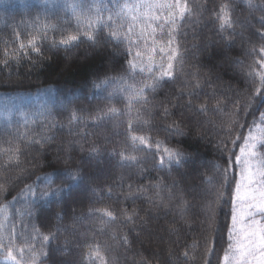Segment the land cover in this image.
<instances>
[{"label": "trees", "instance_id": "1", "mask_svg": "<svg viewBox=\"0 0 264 264\" xmlns=\"http://www.w3.org/2000/svg\"><path fill=\"white\" fill-rule=\"evenodd\" d=\"M68 2L71 0H0V50L7 47L11 52L17 47L12 42L13 29L20 32L25 41L30 35H35L31 21L37 15L44 21L45 13L48 22L58 24L57 39L62 34H77L75 20L63 8ZM76 2L91 4L93 0ZM124 2L104 0L109 7ZM127 2L138 3L140 0ZM221 2L190 0L194 8L200 5L194 13L199 23H194L193 18L187 19L181 28V32L187 35L177 36L182 48L181 59L175 64L174 77L163 82L155 92H147L146 104L133 105V114L140 110L141 119L150 121L153 137L164 138L166 125L173 121L181 123L185 134L170 136L169 142L194 157V162L170 171L154 167L151 154L145 151L134 153L147 157L137 166L122 164L118 156L111 154L113 149L120 150L125 139L124 128L130 118L126 113L127 104L119 94L106 99L109 92L121 86L118 81L100 88H94L93 81L97 76H120L127 69L126 61L132 57L125 55L127 44L107 39V28L97 30L98 44L93 45L84 39L78 46L68 48L50 47L53 34L49 32V41L41 46V56H21L18 62L10 59L7 67L3 66L5 57L0 51V147H10L4 141L12 139L11 147L22 149L20 168L28 170L25 173L27 178L17 181L15 178L19 169L15 166L6 170L0 168V183L7 180L10 188L9 195L0 193V206H7L5 212L0 214V220L4 221L6 228L15 229L18 244L23 243L22 237L35 235L34 229L42 234L55 232L58 226L64 229L58 233L56 240L43 245L48 256L41 258L40 264L78 261L82 249L77 245H82L85 237H95L101 244L110 245L108 255L118 257V264H141L142 260H147L148 264H205L206 259L209 264H221L227 246V227L231 223V198L234 194L231 177L239 169L230 168L228 186L221 187L223 180L214 165H227L217 142L222 137L226 138L227 148L238 153L242 141H238L233 148L231 139L237 135H247V125L259 116V111H264V102L259 98L251 110L241 108L238 114L235 111L241 105H246L252 93L251 80L245 73L256 67L253 64L256 57L249 55L247 49L259 48L264 44V41L252 36L255 30L264 28L254 19L264 16V11L255 9L250 12L244 0H228L234 7L233 19L236 21L235 33H224V36L231 38L230 44L217 31L216 22L212 19L213 10ZM253 2L261 4L264 0ZM204 5H207L206 9ZM102 15L107 16L108 13ZM250 19L249 24L247 21ZM135 31L138 33L139 27ZM150 31L146 30L139 44L132 46V51H141L145 62L149 55L159 62L161 54L158 51L153 53L151 49L164 46L169 37L166 29L163 33L158 30L154 36L149 35ZM212 39L216 41L206 45ZM4 40L8 41L7 45L3 43ZM71 53H74L71 61L65 62L63 56ZM231 60H234L237 71L229 63ZM238 60L243 63H236ZM134 75L136 80H141L146 73L137 71ZM186 81L189 83L186 84ZM196 83L199 84L198 88L195 87ZM181 91H195L199 98L193 97L194 103L207 101L210 110L198 114L187 108L185 102L189 97L181 96ZM217 102L220 111L211 110ZM106 106L125 110V114L93 122L91 117L96 115L97 109ZM165 108L168 109L166 116ZM257 108L259 111H256ZM74 109L79 110L78 114L83 117L79 123H69V114ZM231 120H238L245 127H237L228 133L226 129L231 126ZM208 121L214 122L215 126ZM148 131L145 125L140 134ZM252 131L254 135L258 134L255 128ZM17 133H27L29 138L37 139L47 135L51 139L30 144L23 137L17 138ZM93 147L98 149V154L90 156L88 150ZM259 151L264 153V149ZM197 157L204 159V163L198 164ZM7 159V154L0 155V164ZM108 162L117 164L118 168L109 169L107 175H96L91 179L95 194L82 188L87 176L91 177L99 164L106 165ZM77 168L81 170L82 180L73 186L74 190L70 193L40 201L22 191L25 185L33 182L40 189H46L49 183L53 188L62 185L66 182L62 176L63 170ZM45 176L49 179H44ZM202 177L211 178V184ZM150 185L159 187L152 188ZM139 188L146 191L136 195ZM108 189H111L110 195ZM205 189L225 193L223 201L213 204V229L218 228L219 232L209 230L205 223ZM130 191L136 196L135 199H125ZM90 208H108L117 214V219L100 231V217L90 216ZM133 209L139 211L140 219L125 223L121 210L131 212ZM29 210L31 216L27 214ZM58 213L63 215V219L57 217ZM153 225L158 227L160 236L148 234V228ZM113 234L117 238H113ZM123 235H127L129 244L124 245L118 238ZM211 238L215 240V253L206 257L205 248L212 246L206 241ZM194 244L199 247H189ZM35 245L38 250L42 247L39 239ZM184 251L189 255L187 260L179 255Z\"/></svg>", "mask_w": 264, "mask_h": 264}, {"label": "snow or ice", "instance_id": "2", "mask_svg": "<svg viewBox=\"0 0 264 264\" xmlns=\"http://www.w3.org/2000/svg\"><path fill=\"white\" fill-rule=\"evenodd\" d=\"M244 2L250 12L255 9L264 11V3L256 4L253 0H244ZM199 7L200 5H196L194 8L190 0H149V2L140 0L138 3H128L125 0L124 3H117L112 5V7H109L108 3H104V0H93L91 4L77 3L76 0H71V2L65 3L63 8L75 20L77 34H62L57 39L55 34L59 30L58 24L48 22L47 13H45L44 21H41L40 16L37 15L31 21L36 34L30 35L27 41L22 38L20 32L13 29L12 42L17 47L11 52H9L7 47L0 50L5 57L2 63L4 67H7L10 59H15L18 62L21 56L27 57L33 54L41 56V46L44 42L49 41V32L53 34L49 45L50 47L68 48L78 46L84 39L90 41L93 45L98 44L97 30L107 28V39L127 44L128 47L125 48V55L132 57L126 61L127 69L120 76H97L96 80L93 81L94 88H100L103 85H110L118 81L121 86L109 92L106 99L110 100L114 95L119 94L126 100L127 104L126 113L130 118L126 121L124 128L125 139L120 150L113 149L111 154L118 156L122 164L137 166L147 159V157L138 156L134 153L145 151L151 154L154 167L170 171L174 167L178 168L183 164L194 162V157L181 147L169 142L170 136L185 134L181 123L173 121L171 124L166 125L164 127L166 134L164 138L153 137L150 132V121L141 119L140 110H136L133 114V105L138 103L146 104L148 102L147 92H155L161 87L163 82L174 77L175 64L181 59L182 48L177 36L187 35L186 32H181V28L187 19L193 18L194 23H199V20L194 17L195 9ZM203 7L206 9L207 5ZM142 9H146L147 11L142 12ZM104 12H107L108 15H102ZM233 14L234 7L228 0H222L212 12V19L216 22L217 31L230 44L232 42L231 38L224 36V33H235L236 31L234 26L236 21L233 19ZM254 19L261 25H264V16L255 17ZM248 23H251V19ZM137 27H139L138 33L135 31ZM147 29H151L149 32L150 36H154L158 30L163 33L166 29V34L169 37L164 46L159 47V49L156 47L151 49V52L156 53L158 51L161 54L159 62H156L155 57L152 55H149L147 62H145L141 51L137 50L134 53L132 51V46L139 44ZM252 36L264 41V28L255 30ZM3 43L7 45L8 41L4 40ZM152 43L155 45L156 41L153 39ZM247 53L256 57L253 60V64L256 67L245 73L251 80L250 87L252 93L246 105H241L235 110L237 114L241 108L251 110L257 98L261 102H264V44L259 48L252 47L247 49ZM29 62L32 63L31 60ZM236 63L243 62L238 60ZM137 71L141 74L146 73L145 78L136 80L134 74ZM185 83L188 84L189 82L186 81ZM195 87L198 88L199 84L196 83ZM180 95L189 97L185 102V106L193 109L196 113L204 114L210 110L207 101L201 104L194 103L192 98H199L195 91H189L187 93L181 91ZM211 110L220 111L219 102ZM78 111L74 109L69 114V123H79L83 120V117L78 114ZM256 111H259V108ZM164 113L166 116L168 113L167 108L164 109ZM124 114L125 110L114 106H106L98 108L96 115L91 117V119L95 122ZM257 120L259 123H257ZM208 123L215 126L212 121H208ZM145 125L148 126L149 131L145 134H140V130ZM230 125L226 129L228 133H231L237 127L241 129L245 127L238 120H231ZM247 126L249 129L247 135H237L230 141L233 148L236 147L238 141H242L239 144L238 153L227 148L228 141L226 138L222 137L217 142L218 148L222 152V159L225 165H227L224 167L214 165L216 172L223 180L221 187L226 188L228 186L230 181L228 175L230 168L235 167L239 169L238 173L234 172L231 177V182L234 183V194L231 198V223L227 227V246L223 251L221 264H264V153L259 151V149H264V111H259V116L254 117L251 124ZM253 128L256 129L257 135L253 134ZM16 136L17 138L23 137L30 144H40L51 139L47 135L41 136L39 139L35 137L29 138L27 133H17ZM4 143L9 144L10 147H0V155H8L7 161L0 164V168L6 170L15 166L19 169L15 179L19 181L27 178L25 173L28 170L20 168L19 157L22 155V149L20 147L12 148V139H8ZM81 150L83 151V149ZM88 154L90 156L97 155L98 149L95 147L90 148ZM80 173L81 170L79 168L64 169L62 176L66 182L62 185L53 188L51 187V183H49L46 189H40L33 182V184L25 185V189L22 191H26L29 196L35 197L40 201L50 196H62L66 192L70 193L73 191V186L82 180ZM44 179L48 180L49 177L45 176ZM202 180H207L209 184L212 182L211 178L208 177H202ZM150 187L157 188L159 185H150ZM129 188L131 189V185H129ZM93 191L95 192L96 190L93 189ZM145 191L146 189L139 188L137 189L136 195L142 194ZM108 192L110 195L111 189H108ZM0 193L5 196L10 194L7 180L0 183ZM204 196L205 223L207 228L211 231L219 232L218 228L213 229V204L223 201L225 193L220 190L213 191L212 189H205ZM130 198H136L131 191L125 199ZM31 203H35V201ZM185 206H187V202H185ZM6 207V205L0 206V214L5 212ZM88 212L90 216L100 217V231H104L108 224L117 219V214L108 208H90ZM27 214L31 216V211L29 210ZM121 215L125 223H134L137 219H140L139 211L136 209H133L131 212L121 210ZM57 217L63 219V215L60 213L57 214ZM62 230L64 229L58 226L55 232L50 231L47 234H42L38 229H34L35 235L22 237L23 243L18 244L17 239L19 237L15 229L6 228L4 221L0 220V264H40L41 258L48 256V253L43 250V245L56 240L58 233ZM171 231H176V229H171ZM113 238H117L115 234H113ZM118 238L124 245L130 243L127 235L119 236ZM37 239L42 244L39 250L35 245ZM207 242H210L212 246L205 248L204 255L210 257L215 253V240L211 238ZM77 247L82 249L78 261L61 262V264H118V257H110L108 255L111 246L101 244L96 241L95 237H85L84 243L82 245L78 244ZM189 247H199V245L194 244ZM179 255L185 260L189 259L187 251ZM141 264H148V262L147 260H142ZM205 264H209V260L206 259Z\"/></svg>", "mask_w": 264, "mask_h": 264}, {"label": "rangeland", "instance_id": "3", "mask_svg": "<svg viewBox=\"0 0 264 264\" xmlns=\"http://www.w3.org/2000/svg\"><path fill=\"white\" fill-rule=\"evenodd\" d=\"M247 23H248V21H247ZM216 40L215 39H212L211 41H209L206 45H209L210 43H214ZM97 50V48H95V51ZM86 53V52H85ZM74 53H71V54H69V55H64L63 56V58H64V60H65V62H69V61H71V59H72V55H73ZM87 55H88V53H86ZM72 56V57H71ZM227 60V59H226ZM225 60V62H227ZM229 63L232 65V66H234L235 67V69H236V65H235V62H234V60H231V61H229ZM221 64H219V66H220ZM236 71H237V69H236ZM94 159V158H93ZM196 161H197V163L198 164H202V163H204V159H202L201 157H197V159H196ZM117 169L118 168V166H117V164H112V163H110V162H108L106 165H103V164H99V167H97V168H95V170L93 171V173H92V175H91V177H89V176H87V178L85 179V181L83 182V185H82V188H84V189H86L88 192H90L91 194H95V192H93V189H95L92 185H91V179H94L95 178V176L96 175H104V174H108L109 173V169L111 170V169ZM194 193V192H193ZM148 234L149 235H152L153 237L154 236H156V235H159L160 236V231H159V229H158V227H155V225H153V226H150L149 228H148ZM157 237V236H156ZM152 240V239H151ZM159 247H160V245H159ZM66 262H69V261H67L66 260Z\"/></svg>", "mask_w": 264, "mask_h": 264}]
</instances>
